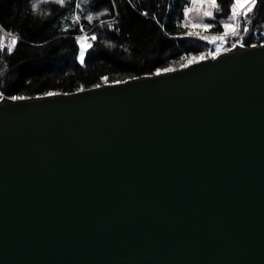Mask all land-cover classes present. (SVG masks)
<instances>
[{"label":"water","instance_id":"1","mask_svg":"<svg viewBox=\"0 0 264 264\" xmlns=\"http://www.w3.org/2000/svg\"><path fill=\"white\" fill-rule=\"evenodd\" d=\"M229 49L1 95L0 264H264V42Z\"/></svg>","mask_w":264,"mask_h":264},{"label":"trees","instance_id":"2","mask_svg":"<svg viewBox=\"0 0 264 264\" xmlns=\"http://www.w3.org/2000/svg\"><path fill=\"white\" fill-rule=\"evenodd\" d=\"M38 3L37 10L32 4ZM81 3V8L75 7ZM220 10L213 17L194 23H211L208 31L187 27L184 8H194L193 0H0V96H35L48 92L72 93L107 82L123 81L157 69H172L191 56L214 52L213 43L200 36H217L224 29L231 0H218ZM208 6V5H207ZM99 14V15H98ZM79 15V23L73 18ZM93 15L89 22L85 17ZM103 22V23H102ZM112 24L113 27H108ZM81 28L84 31H81ZM95 35L84 63L78 59L77 37ZM17 43L11 53V37ZM227 46L241 41L245 46L264 42V0L251 16L250 30L227 36Z\"/></svg>","mask_w":264,"mask_h":264},{"label":"snow or ice","instance_id":"3","mask_svg":"<svg viewBox=\"0 0 264 264\" xmlns=\"http://www.w3.org/2000/svg\"><path fill=\"white\" fill-rule=\"evenodd\" d=\"M43 3L49 2V0H42ZM52 2L58 4V5H64L66 3V0H52ZM193 2H198L201 5L207 4L208 9L203 12V17H213V9L216 11L220 10V5L218 3V0H193ZM261 0H231L230 7H229V15L226 20L220 22V26L224 29V31L217 35L212 36L209 38L208 36H200L199 32H193L188 31L184 33L187 36H198L202 40H206L209 43L216 44V50L214 52H209L207 55L205 53H201L199 56H191L190 58H182L187 59V63H183L180 65L181 68L189 67L192 64L199 63L200 61L206 59L208 56H211L212 59H216V57L220 54V48L221 45L217 43V41H223L227 36H235L239 33V31L242 29L244 33H248L250 30V23H251V16L256 11L258 5H260ZM38 3L32 4V9L35 11L38 8ZM81 3H76L75 7L77 9L81 8ZM184 17L185 21L187 22L185 26L191 27L193 29H203L204 31H208L214 27L211 23H204L201 21L200 23H194L191 20L188 19L189 13L192 11L190 7L184 8ZM99 15V14H98ZM89 22H92L94 20L93 15H88L85 17ZM74 23H79L80 16L76 15L74 18ZM103 23V22H102ZM108 27H113L112 24H109ZM81 31L83 32L84 29L81 28ZM97 37L95 35H92L91 37L87 35H81L77 37V43L80 45V51L78 59L81 63H84L85 53L88 49L92 47V44L89 43V40H96ZM17 43V37L12 36L10 42L7 44V51L11 53L14 49V46ZM243 46L241 42L238 40L235 44L232 45V48H235L237 45ZM4 38L0 37V49L4 48ZM255 47V45H253ZM231 49L225 48L224 51H230ZM164 72H171L174 71L171 67L163 69ZM161 73L160 69H157L156 75H159ZM102 80L107 82V77H102ZM116 83H122L123 81H115ZM99 87V85H97ZM83 89H78V91H82ZM45 95L51 96L56 95V93L48 92ZM0 99H3L2 96H0ZM12 100H24L27 99V97L24 96H13L11 97Z\"/></svg>","mask_w":264,"mask_h":264},{"label":"rangeland","instance_id":"4","mask_svg":"<svg viewBox=\"0 0 264 264\" xmlns=\"http://www.w3.org/2000/svg\"><path fill=\"white\" fill-rule=\"evenodd\" d=\"M207 9H208L207 4L201 5L200 3L196 2V5L192 9V11L189 13V15H190L191 19H193L194 21H200L203 18V12L205 10H207ZM235 42H237V41H235ZM217 43H219L221 45L220 53L221 52H225L224 51L225 48H228L229 49L234 44L233 43L231 46H227L226 39H224L223 41H217ZM213 48H214V51H215L216 50V44H213Z\"/></svg>","mask_w":264,"mask_h":264}]
</instances>
